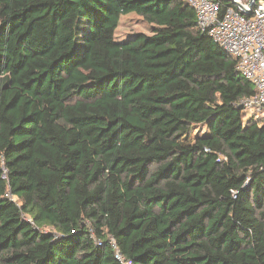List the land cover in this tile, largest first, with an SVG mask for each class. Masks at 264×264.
Masks as SVG:
<instances>
[{
	"label": "trees",
	"instance_id": "trees-1",
	"mask_svg": "<svg viewBox=\"0 0 264 264\" xmlns=\"http://www.w3.org/2000/svg\"><path fill=\"white\" fill-rule=\"evenodd\" d=\"M255 94L187 0H0V264H264Z\"/></svg>",
	"mask_w": 264,
	"mask_h": 264
},
{
	"label": "built area",
	"instance_id": "built-area-1",
	"mask_svg": "<svg viewBox=\"0 0 264 264\" xmlns=\"http://www.w3.org/2000/svg\"><path fill=\"white\" fill-rule=\"evenodd\" d=\"M194 9L197 26L237 61L238 72L255 88L256 94L243 100L246 112L264 125V0H187ZM121 264H131L117 250Z\"/></svg>",
	"mask_w": 264,
	"mask_h": 264
},
{
	"label": "rangeland",
	"instance_id": "rangeland-1",
	"mask_svg": "<svg viewBox=\"0 0 264 264\" xmlns=\"http://www.w3.org/2000/svg\"><path fill=\"white\" fill-rule=\"evenodd\" d=\"M152 27L153 26L147 24L141 17L135 14L124 16L122 17L120 26L117 30L116 40L119 43H121V42L127 41L130 36L138 34V33H144V34L149 35L151 34ZM251 116H252V111L248 110L246 112V118H250ZM201 130L202 129H196L193 132V135L191 136V138L182 141L181 144H183L184 146H189L193 144L194 140L199 135H201V133L203 134L204 131L201 132Z\"/></svg>",
	"mask_w": 264,
	"mask_h": 264
},
{
	"label": "water",
	"instance_id": "water-1",
	"mask_svg": "<svg viewBox=\"0 0 264 264\" xmlns=\"http://www.w3.org/2000/svg\"><path fill=\"white\" fill-rule=\"evenodd\" d=\"M255 1H256V0H253L252 4H254Z\"/></svg>",
	"mask_w": 264,
	"mask_h": 264
}]
</instances>
